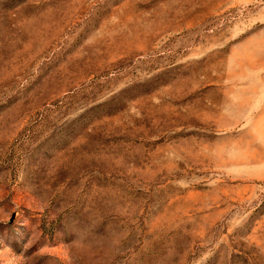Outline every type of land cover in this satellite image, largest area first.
I'll return each mask as SVG.
<instances>
[{
    "label": "rangeland",
    "instance_id": "rangeland-1",
    "mask_svg": "<svg viewBox=\"0 0 264 264\" xmlns=\"http://www.w3.org/2000/svg\"><path fill=\"white\" fill-rule=\"evenodd\" d=\"M0 264H264V0H0Z\"/></svg>",
    "mask_w": 264,
    "mask_h": 264
}]
</instances>
